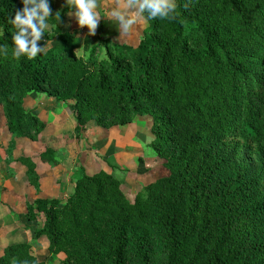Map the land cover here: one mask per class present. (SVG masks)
Here are the masks:
<instances>
[{
  "label": "trees",
  "instance_id": "trees-1",
  "mask_svg": "<svg viewBox=\"0 0 264 264\" xmlns=\"http://www.w3.org/2000/svg\"><path fill=\"white\" fill-rule=\"evenodd\" d=\"M175 19L147 20L135 46L83 41L52 14L59 44L33 59L12 55L8 22L21 0H0V106L8 132L36 141L46 123L24 108L29 92L72 103L75 138L89 128L152 119L151 147L167 177L134 200L112 174L83 173L65 198L26 204L63 264H264V0H176ZM104 51V52H103ZM103 52V54H101ZM56 164L55 152L39 157ZM28 184L40 178L31 159ZM13 214L10 206H7ZM33 243L0 264H45Z\"/></svg>",
  "mask_w": 264,
  "mask_h": 264
},
{
  "label": "rangeland",
  "instance_id": "rangeland-1",
  "mask_svg": "<svg viewBox=\"0 0 264 264\" xmlns=\"http://www.w3.org/2000/svg\"><path fill=\"white\" fill-rule=\"evenodd\" d=\"M119 2L120 0H98L100 10L105 14ZM48 3L52 14L62 12V0H48ZM66 9L65 32L81 41L87 35L91 36L92 45L99 42L101 35L111 50L115 46L137 45L148 27L144 13L138 18V23L132 26V32L124 35L119 23L106 15L95 34H90L87 26L80 28L75 16L68 14L73 10L67 5ZM51 17L45 37L38 41V46L45 49L59 44L53 32ZM24 108L42 119L46 123V129L36 141L15 138L7 130L6 118L0 106V255L10 244L29 241L35 244L32 253L35 254L36 251L40 262L63 264L65 256L50 255L45 239L33 242L34 233L42 228V222L29 224L24 216L26 204L32 202L36 194L34 187L28 184V168L20 162L21 159L33 160L38 175L40 170H47V167L53 169L62 166L67 170L62 177L64 183L70 176L78 178L83 173L92 175L99 171L108 172L122 182L123 191L130 200H134L144 186L167 177L169 173L164 167V161L157 157L151 147L154 137L150 117L137 116L131 124L110 130L92 123L93 126L78 140L74 134L76 126L72 103L56 102L45 92H29L24 96ZM47 149L55 152L56 164L39 160ZM70 169L74 172L69 171ZM57 176L58 172L55 177ZM61 183L58 180L59 189H63ZM7 206L11 207L13 214Z\"/></svg>",
  "mask_w": 264,
  "mask_h": 264
},
{
  "label": "clouds",
  "instance_id": "clouds-1",
  "mask_svg": "<svg viewBox=\"0 0 264 264\" xmlns=\"http://www.w3.org/2000/svg\"><path fill=\"white\" fill-rule=\"evenodd\" d=\"M21 3L22 8L8 19L14 28L11 33L14 45L12 55L33 59L45 51V48L38 46V41L45 37L52 13L48 0H21ZM65 4L73 10L68 14L75 16L77 25L80 28L87 26L90 34H95L106 15H110L119 23L124 35L132 32V26L138 23V18L144 13L147 14V20L175 19L177 7L176 0H120L116 7L105 14L100 10L98 0H65ZM55 17L59 21L60 13L57 12ZM2 54H6V49L0 45Z\"/></svg>",
  "mask_w": 264,
  "mask_h": 264
},
{
  "label": "crops",
  "instance_id": "crops-1",
  "mask_svg": "<svg viewBox=\"0 0 264 264\" xmlns=\"http://www.w3.org/2000/svg\"><path fill=\"white\" fill-rule=\"evenodd\" d=\"M75 164H76V161L74 162V166H75ZM101 169L102 168L100 167V170ZM66 171L67 170H65L62 166L57 167V168H53V169H51L50 167H47V170H44V171L40 170V172H41V173H39V176L41 178L40 186H39L38 189L34 188V193L36 194V197H35V199L32 202H29V203H34L39 198H41V199H52L53 197L65 198V197L69 196L70 194H72L73 193L72 181H74L76 178H71L72 176H70L69 179L67 180V182L64 183L62 177L64 176L63 174ZM69 171L72 172L73 169H70ZM57 172L59 173V176L55 177ZM87 175H90V174H87ZM58 180L62 182L60 185H62L63 189H59ZM25 215H26V207H25V211H24V216ZM21 220H22V222H26L25 220L23 221V219H21ZM30 223H33V222L29 221V224ZM28 243L32 244V242H29V241L22 242V243H19V244H28ZM19 244H10L8 246L19 245ZM34 245L35 244H33V248H34ZM7 247H5L4 250ZM33 248H32V250H33ZM3 251H2V253H3ZM34 255L38 259V255H37L36 251H35Z\"/></svg>",
  "mask_w": 264,
  "mask_h": 264
}]
</instances>
